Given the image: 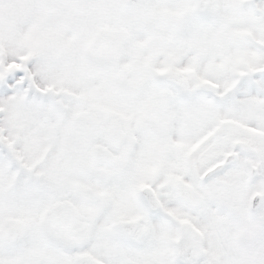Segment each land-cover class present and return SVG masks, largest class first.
I'll use <instances>...</instances> for the list:
<instances>
[{"label":"snow or ice","instance_id":"obj_1","mask_svg":"<svg viewBox=\"0 0 264 264\" xmlns=\"http://www.w3.org/2000/svg\"><path fill=\"white\" fill-rule=\"evenodd\" d=\"M0 264H264V0H0Z\"/></svg>","mask_w":264,"mask_h":264}]
</instances>
